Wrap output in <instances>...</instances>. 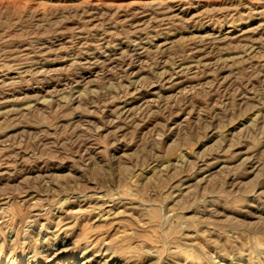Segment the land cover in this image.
Returning a JSON list of instances; mask_svg holds the SVG:
<instances>
[{"label": "rangeland", "instance_id": "rangeland-1", "mask_svg": "<svg viewBox=\"0 0 264 264\" xmlns=\"http://www.w3.org/2000/svg\"><path fill=\"white\" fill-rule=\"evenodd\" d=\"M0 264H264V0H0Z\"/></svg>", "mask_w": 264, "mask_h": 264}, {"label": "bare ground", "instance_id": "bare-ground-1", "mask_svg": "<svg viewBox=\"0 0 264 264\" xmlns=\"http://www.w3.org/2000/svg\"><path fill=\"white\" fill-rule=\"evenodd\" d=\"M101 255V254H100Z\"/></svg>", "mask_w": 264, "mask_h": 264}]
</instances>
